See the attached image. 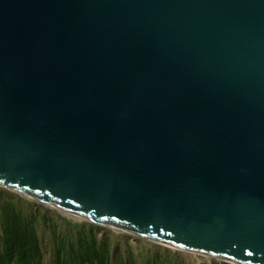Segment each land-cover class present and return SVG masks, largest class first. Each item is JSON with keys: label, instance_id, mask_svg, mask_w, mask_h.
I'll return each instance as SVG.
<instances>
[{"label": "water", "instance_id": "obj_1", "mask_svg": "<svg viewBox=\"0 0 264 264\" xmlns=\"http://www.w3.org/2000/svg\"><path fill=\"white\" fill-rule=\"evenodd\" d=\"M0 187L264 264V0H0Z\"/></svg>", "mask_w": 264, "mask_h": 264}, {"label": "trees", "instance_id": "obj_2", "mask_svg": "<svg viewBox=\"0 0 264 264\" xmlns=\"http://www.w3.org/2000/svg\"><path fill=\"white\" fill-rule=\"evenodd\" d=\"M38 220L50 228L52 264H135L130 249L118 254L113 262L111 237L108 234L98 237L93 230L96 225L80 228L71 224L72 231L58 238L51 218L8 199L0 202V264H43ZM157 257L147 259L144 264H157Z\"/></svg>", "mask_w": 264, "mask_h": 264}, {"label": "rangeland", "instance_id": "obj_3", "mask_svg": "<svg viewBox=\"0 0 264 264\" xmlns=\"http://www.w3.org/2000/svg\"><path fill=\"white\" fill-rule=\"evenodd\" d=\"M2 199L12 200L15 204L20 203L26 209L33 212L41 211L45 218L52 219V225L56 228L58 238H61L64 234L72 231L71 224H77L80 228L87 227L88 224L96 225L98 228L93 227V230L98 237L107 234L111 237L113 245V262L118 254H125L126 249H130L133 253L135 264H144L147 259L154 256L157 257V255L159 256V258L157 257V264H231L194 253L171 249L133 234L100 226L76 217H71L57 209L38 203L26 195L22 196L0 187V202ZM36 228L43 251V264H52L50 228L39 220L36 223Z\"/></svg>", "mask_w": 264, "mask_h": 264}, {"label": "bare ground", "instance_id": "obj_4", "mask_svg": "<svg viewBox=\"0 0 264 264\" xmlns=\"http://www.w3.org/2000/svg\"><path fill=\"white\" fill-rule=\"evenodd\" d=\"M27 196H28V195H27ZM28 197H29V196H28ZM46 204H47V206L52 207V208H54V209H57L58 211L63 212V213H65V214L68 215V216L76 217V218H79V219H83V220H85V221L90 220L89 218H84V217L78 216V215H76V214H74V213H72V212H70V211H68V210H66V209H63V208H61V207H59V206H56V205H53V204H50V203H46ZM133 235H135V234H133ZM136 236H137V235H136ZM139 237H140V236H139ZM144 239H145V238H144ZM153 242H154V243H157L156 241H153ZM157 244L163 245V246H165V247H169V248H171V249H176V250H180V251H184V252H189V251L186 250V249L177 248V247H174V246H171V245L165 244V243H157ZM189 253H192V252L190 251ZM215 259H218V260H221V261H224V262H227V263H231V264H236V263H233V262H230V261H227V260L221 259V258H217V257H216Z\"/></svg>", "mask_w": 264, "mask_h": 264}]
</instances>
